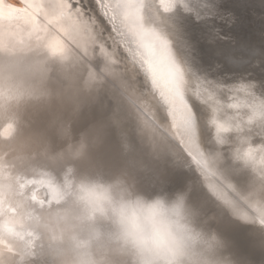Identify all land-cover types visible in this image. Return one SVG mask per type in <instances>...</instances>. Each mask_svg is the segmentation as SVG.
Here are the masks:
<instances>
[{
    "label": "bare ground",
    "instance_id": "1",
    "mask_svg": "<svg viewBox=\"0 0 264 264\" xmlns=\"http://www.w3.org/2000/svg\"><path fill=\"white\" fill-rule=\"evenodd\" d=\"M55 1L0 0V68L3 69L0 79L13 82L18 90L16 94H29L19 100L17 110L44 108L50 103L60 106L63 118H68L62 127L64 132L60 128V137L68 134L69 150L86 153V164L93 166L87 170L73 164L78 171L71 175L72 181L68 183L73 193L70 202L67 205L59 202L55 209H49V205H54L53 200L41 197L50 194L49 187L46 184L37 188L27 185L38 196L31 200L30 190L25 184L21 185L18 175L22 181L23 173L31 171L30 163H35L42 155L61 149L66 152V149L57 144L49 149L50 144L42 146L36 142L26 149L25 143L17 146L16 139L12 144L0 139V264H17L29 256L35 260L34 264H134L133 255L121 245L110 223V202L137 192L147 198L156 197L155 194L149 196L142 186L151 190L168 188L172 176L166 172L184 165L178 154L169 153V145L172 148L177 145L171 136L180 139L190 151L196 149L194 141L184 133L183 124L172 117L167 121L159 119L153 113L151 98L154 97L141 90L131 75H126L127 70L132 76L135 71L116 63L121 62L116 52L118 46L128 52L131 66L140 60L138 41H144L142 36L157 40L162 53L163 42L172 43L173 51L165 53L182 71L183 78L191 86L192 97L209 103L216 112L232 119L234 123L228 127L206 126V130L200 129L202 123L197 120L201 144L204 147L206 140L211 144L218 140L213 154L221 174H216L221 175L224 191H230L227 199L241 218L246 221L257 214L256 209L264 211V0H97L100 13L107 19L97 18L91 0L75 3L63 0L64 7V2L58 0V8L54 7ZM84 1L89 5H84ZM87 7H90L89 12H86ZM144 18L147 22L141 23ZM108 20L106 27L103 21ZM48 35L49 41L57 40L56 50L51 55L44 51L46 43L43 40ZM109 38L112 45L108 44ZM96 43L99 46H95ZM96 57L102 60L100 66L93 63ZM57 67L67 71L57 72ZM84 68L92 77H80ZM48 86L60 89L62 97L54 95L58 94L54 89L50 93ZM105 89L113 98L109 106L97 102L106 100L102 96L100 99ZM118 91L125 92L126 101L132 100L136 105L132 102L122 104ZM16 94L7 98H23ZM30 95H34L32 99ZM26 99H30L28 103ZM1 103L4 105H0V111L9 104L5 98ZM132 109L138 110L141 118L134 117ZM4 113L10 115L7 118L10 124L17 127L11 119L13 112L3 110V116ZM47 116L41 118L49 124ZM104 116V140L113 135L114 129L123 133L129 130L136 133L135 146L124 134L126 141L123 142L130 146L127 151L118 145L103 153L100 141L83 140V129L78 132L74 129L76 120L83 118L79 123L82 126L93 125L92 119ZM5 124L6 120L0 122V130L3 136L10 137L13 126L5 128ZM18 127L17 139L24 130L21 121ZM209 128L212 135L207 131ZM248 143L253 148L248 151L259 160L251 166L256 170L253 181L249 179L244 157L239 154V149ZM227 156L238 166L229 158L225 159ZM113 168L118 170L109 171L108 176L100 174ZM79 170L85 171L84 177L93 175L103 183L95 187L84 183L77 185L75 176ZM162 176H165L164 182H160ZM208 176L216 181L209 173ZM92 196L98 207L89 208L85 214L77 201L89 197L85 198L88 201ZM259 218L264 223V217ZM260 234L264 237V229ZM213 239L218 240V237L213 236ZM239 239L242 235L237 242H186L176 245L163 258L172 264L176 259L180 264H264V242ZM259 251L262 256L256 255ZM161 258L160 252L142 249L140 264H154Z\"/></svg>",
    "mask_w": 264,
    "mask_h": 264
},
{
    "label": "water",
    "instance_id": "2",
    "mask_svg": "<svg viewBox=\"0 0 264 264\" xmlns=\"http://www.w3.org/2000/svg\"><path fill=\"white\" fill-rule=\"evenodd\" d=\"M78 1L79 0H72L71 2L75 3ZM62 2L64 1L62 0ZM44 3L46 4V2ZM90 3H93L94 5L93 7L95 8L94 11L97 18L102 19V13H100V9L97 5L98 1L91 0ZM53 4H55L54 7H59L58 0H56ZM64 6L65 2L63 4V7ZM71 8L72 6L69 7V10H71ZM86 12L89 11L86 10ZM107 18V16L103 17V19ZM103 22L106 27H108L109 20ZM140 22H147V18L141 19ZM98 23L99 22H95V25H99ZM67 26H69L68 22ZM84 30H87V32L89 33L87 26H84ZM103 30L106 32L105 27H103ZM77 35L79 36L81 34L78 33ZM81 37L85 36L82 35ZM142 37L144 41H138L140 56L136 55V57L138 56L140 60L138 61V58L136 59L138 62L134 60L137 66L135 64L133 66L130 65L131 62H128L127 60V57L129 56L128 52L119 48V46L116 52L117 55L120 57L121 62L116 63H118L119 65H125V67L127 66V68L131 67V70L135 71L136 74L134 76H132L133 74L131 73V71L129 74L128 70V74H126L125 71L123 73H125L127 76L131 75V79H135L138 81L141 90L154 97L151 98V105L154 108L153 113H155L159 119L167 121L168 118L170 119L172 117L179 123L183 124L184 133L190 138L191 141H194V143L196 144V149L192 152L179 141L180 139L175 136L174 138L171 136V139H173L177 145L175 144L176 147L174 146V148L169 145V147L171 148V151H169V153H172L173 155L178 154L177 156H180V159L182 160L181 163H184V165L180 166V169L178 168L176 170H170L169 172H166V175L171 173L170 176H172L170 184L168 185V188L166 190L160 189L158 187L154 190H151L147 189V186H142L143 189L148 191L149 196L155 194L156 197L164 196L169 200L174 199L178 194H182L185 197L186 212L187 216L190 217L188 218L189 234L186 242H237L236 239L238 237L240 238L241 235L242 239L239 240L244 242H246L247 240L250 242H264V237H262V235L260 234V230L264 229V223L259 220V217H264V211L256 209L255 212L257 214L253 218L247 219L246 221L241 218V215L238 212H236V209L234 208L233 204H231L232 202H230V199H227V196L230 191L228 190L229 193L226 190L224 191L225 187L221 183V175L219 176L218 174H216L217 172L221 174L219 164L216 162V155L213 154V151L217 150V147H215V145L218 146V140L217 142H215V144H211L210 141L206 140L203 147L199 137L200 132L198 130V122L196 121L199 120V123H202V128L200 127V129L205 130L206 126H211L212 128L215 125V127L217 128H225L228 127L229 124L231 125L234 122H232V119L226 118L223 113H219V111L216 112L215 109H212L213 107L209 103L200 102V100H197L192 97L190 93L191 86L189 87V84L186 83L185 79L183 78L182 71L179 69L178 65L175 66L173 64L170 57L167 56V54L165 53L168 50L173 51L174 47H172V43L163 42L162 53L160 51L157 40L156 42H154L153 39H150L149 37ZM45 39L46 40H43V43H46V45L44 46L46 50L44 51L47 54L51 55V52H55L56 50L55 42H57V40H53L52 42L49 41V35L46 36ZM110 39L111 38H109L108 44L112 45ZM95 46H99V44L96 43ZM62 47L65 48L64 44ZM101 61L102 60L98 57L93 58V63L96 66H100ZM0 66H2V61H0ZM0 70L3 69L0 68ZM58 70L62 69H58L57 67L56 71L59 72ZM88 75L89 77H92L91 74L88 73L86 68H84L83 71L80 73V77L88 78ZM65 79L66 77H64V80ZM65 81L67 82L68 80L66 79ZM14 83L16 84V82ZM18 87L21 89H30L29 86ZM48 87L50 93L52 92V89H54L58 93L54 95L61 96L60 89L57 90L55 87L52 86ZM17 91L18 90L16 89V87H14L13 82L9 81L8 79H0V100L5 98L9 102L6 108L5 106L3 107V110L9 113L13 112V117L11 116V119H14V122L17 124V127L13 124H10L11 122H9L7 119L10 118V115L4 113L3 116V110L0 111V122L6 120V124L4 125V127L8 128L10 126H13L14 131L12 132V136L5 137L2 134V130H0V139H2L3 141L9 140L11 144L16 139L15 143H17V146L22 145V143L24 145L25 143V148L27 147L26 149H29L30 147L34 146L35 142L37 145L42 146H47L50 144L49 149L51 148V146L53 147L56 144L57 146L64 147L66 149L64 151L66 152H63V150L61 149L59 151H56L54 154H49L47 156L42 155L41 158L38 159L35 163H30L28 167L29 169H31V171L27 170V172L23 173L22 176L29 180L24 181L22 178L21 181L19 178L20 174L18 175L19 177H17L21 185L25 184L28 190H30L28 192L31 200H35L38 197L35 194L33 188H37L40 187V185L46 184V186L49 187L50 194H42L41 197L45 198L46 201L53 200L54 205L59 202H62L67 205L70 202L71 195L73 194L68 189V183L72 181L71 175H73L75 171H78V168L73 164L79 165V169L87 168V170L90 169L93 165L86 164V153H77L75 152V150H69V146H71V141L68 140V134L64 137H60V128L62 129L61 132H64V129L62 127L68 119L67 117L63 118L60 112V110L62 111L63 109L60 108V106H57V104L54 103H50L51 105L48 104L47 106H43L44 108L26 107V109L20 108L17 110L16 107L19 108V106H17L16 104L20 102L19 100H23L24 96H29V94H16ZM12 94H16V96H22L23 98L19 99L17 97H14L16 99H8L7 97ZM118 94L120 96V99L122 100V104L126 103L127 105H130V103L132 102L134 105H136L131 99H129L131 100L130 103L126 101L128 95L125 94V92L121 94L118 91ZM30 96H32L30 98L32 99L34 95ZM101 96L103 99L107 100L97 101L102 106H109L113 102V98L109 97V93L106 91V89L105 91L101 92L100 99ZM136 98L139 99L138 97ZM188 98L190 99V102L187 101ZM30 99H26L25 103H28ZM2 104L3 103H1L0 105ZM133 113L134 117L141 118V113H139L138 110H133ZM43 115H48L47 119L49 121V124L43 122L41 118V116ZM150 118L153 119V117ZM96 119H98V121ZM96 119H92L93 125L87 124L82 126V124H79L82 123L83 118L80 121L76 120L74 122V129L77 132L83 129V140H90L94 143L100 141V151H102L103 153H108L109 149L113 150L116 146L118 148V145H120V148L124 146V150L127 151L129 149L127 147L130 146H127L123 142L126 141L124 140L123 135L127 134V136H129L128 140L131 142V145L133 144L135 146L136 133L133 134L129 130H126V132L123 133L120 132V130L114 129L112 133L113 135H108V137H106V139L104 140L103 134H105L104 129H106L104 125V120H106V117L104 116L102 118ZM20 121L24 130L22 129V134L20 131L21 135L19 136V139H17L18 137L16 138V136L19 131L18 126ZM142 125L143 124L141 121V126ZM55 126H57V128H55ZM70 127L71 126L69 125V129L71 130ZM207 131L209 132V134L212 133L210 128L207 129ZM207 131L204 132L205 137ZM209 134L207 135V138H209ZM38 138H43V142H38ZM115 139L118 140V143ZM114 141L117 145L114 143ZM27 144L28 146H26ZM60 144H65L66 146H62ZM245 146L246 147L239 149V154L244 157L243 159L247 165L246 167L249 179H252L251 181H253L255 179L254 175H256V170H254V168H252L251 166L253 164H258L259 160L254 158L252 156V153L248 151L250 149H253L252 145L248 143ZM228 158L231 160L230 162H232L235 166H238V164L230 156L225 157V159ZM238 160L243 161L241 159ZM112 170L116 171L118 169L113 168L107 171H101L100 174L108 176L109 171ZM79 171V174L81 173V176L79 177V174L75 176L77 180V185L78 183H84L87 185H92L91 187H95L103 183L98 177L93 175L90 178H88L87 176L84 177L83 175L85 171ZM208 173L216 181L212 180L208 176ZM98 174L99 172L97 173V176ZM244 175L247 176V174ZM52 178H55V180ZM160 179V182H164L165 176L160 177ZM34 181H36L34 183L35 185L32 184ZM27 185L32 186L33 188L31 189ZM81 195L82 194L80 193L79 197H81ZM136 195H138V192ZM85 198H83L81 201H77V203L86 214L85 211H89V208L92 209L98 206L97 201L93 196L88 201L86 199H88L89 197H87L86 199ZM54 205H49V209H55L57 205ZM26 216L28 217V215ZM190 221H193L194 223H191ZM110 223H112V221H110ZM218 226H220V229H216L218 228ZM211 231L214 232L213 235L208 234V232ZM15 233L19 235L17 231ZM114 233H116L115 229ZM213 236H217L218 240L213 239ZM135 238L139 242L142 241V236L140 234H137Z\"/></svg>",
    "mask_w": 264,
    "mask_h": 264
},
{
    "label": "clouds",
    "instance_id": "3",
    "mask_svg": "<svg viewBox=\"0 0 264 264\" xmlns=\"http://www.w3.org/2000/svg\"><path fill=\"white\" fill-rule=\"evenodd\" d=\"M109 211L116 238L133 255L134 264H140L142 249L162 254L154 264H172L163 255L187 241L189 223L182 194L171 200L128 195L110 202ZM137 234L142 236L140 245L134 239ZM175 264H180L179 259Z\"/></svg>",
    "mask_w": 264,
    "mask_h": 264
},
{
    "label": "rangeland",
    "instance_id": "4",
    "mask_svg": "<svg viewBox=\"0 0 264 264\" xmlns=\"http://www.w3.org/2000/svg\"><path fill=\"white\" fill-rule=\"evenodd\" d=\"M84 3H85L84 5H87V6L89 5V2L87 3L86 1H84ZM86 9H87L88 11H90V7H89V8L87 7ZM97 60H98V59H97ZM95 61H96V59H95ZM138 98H139V97H138ZM115 140H116V139H115ZM22 178H23L24 181L29 180V179H26L25 177H22ZM22 178H21V179H22ZM27 183H28V182H27ZM247 251H248V250H247ZM243 252H244V250L241 251V253H243ZM259 252H260V251H259ZM259 252L256 253V255L261 256V253H259ZM31 257H32V256L28 257L27 260H26V259H23V261H20V262L17 263V264H34V263H35V262H34L35 260L30 259ZM251 260L253 261L254 259H251ZM256 260H257V259H256ZM33 262H34V263H33Z\"/></svg>",
    "mask_w": 264,
    "mask_h": 264
}]
</instances>
